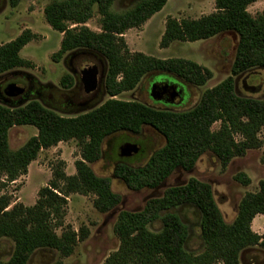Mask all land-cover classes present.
I'll return each mask as SVG.
<instances>
[{
	"label": "trees",
	"instance_id": "trees-1",
	"mask_svg": "<svg viewBox=\"0 0 264 264\" xmlns=\"http://www.w3.org/2000/svg\"><path fill=\"white\" fill-rule=\"evenodd\" d=\"M7 1L15 8L22 0ZM116 1H52L43 9L46 23L62 35L52 61L58 62L63 55L80 50L104 59L106 101L71 117H64L37 100L14 107L0 104V175L5 178L0 182V190L26 175L28 166L42 150L74 140L80 152V159L74 162L75 173L66 175L64 162H59L49 184L39 189L32 206L11 205L10 196L0 195V240L13 243L9 259L0 260V264H29L37 252H55L58 258L50 264H63L62 258L72 255L76 245L89 235L86 227L76 232L64 225L66 198L70 194L94 196L92 205L100 213L119 205L121 197L112 191L110 179L97 176L90 166L101 158L102 144L112 135H137L149 127L164 139V145L144 165L115 166L114 177L136 191L156 189L177 169L190 171L206 152H211L225 168L232 159L262 145L259 134L264 130V100L239 96L235 90L236 77L253 69H264V9L254 17L247 11L259 0H214L215 11L198 19H166L161 49L173 42L207 40L228 32L238 38L231 75L204 90L195 106L179 112L115 99L134 90L152 72L173 75L198 88L212 77L210 70L193 61L158 59L128 49L125 32L140 28L168 0H138L119 13L112 11ZM94 7L99 15L100 32L85 26L93 17ZM36 38L35 33L26 29L14 40L0 45V76L16 68L33 67L20 56V51ZM59 84L70 89L74 79L65 74ZM215 123L220 126L212 131ZM21 126H32L37 134L12 150L9 131ZM235 180L244 185L250 183L243 173L237 174ZM179 207H192L198 213L201 243L198 252L187 248L189 230L175 212ZM257 215L264 216V180L259 182L257 192L242 197L235 219L227 223L211 186L190 178L182 186L167 188L161 197L147 200L140 211L119 212L113 225L119 246L103 264H241L243 252L264 253V235L251 229ZM157 221L161 227L152 231L150 226Z\"/></svg>",
	"mask_w": 264,
	"mask_h": 264
},
{
	"label": "rangeland",
	"instance_id": "rangeland-1",
	"mask_svg": "<svg viewBox=\"0 0 264 264\" xmlns=\"http://www.w3.org/2000/svg\"><path fill=\"white\" fill-rule=\"evenodd\" d=\"M52 1L62 0H22L15 8H11L7 0H0V45L14 40L26 29L37 35L36 40L29 42L20 51V56L29 60L33 67L16 68L11 73L8 72L9 74L0 76V104L8 107L16 106L5 101L7 96L2 93V86L10 81L25 84L28 80L43 88L45 93L40 98L30 96V94L24 98L23 104L28 100H37L44 107L62 116L71 117L99 106L108 99V96L102 87L101 94L93 103L86 106L79 104L75 108L68 107L69 103L65 102L66 95H76L72 104L81 103L88 100L89 97L84 96L83 92V94L75 93L77 89H63L59 84L61 77L65 74L71 75L73 68L80 70L81 64L84 62L94 64L95 68L101 66L99 60L105 66L106 63L98 55L84 50L63 55L58 62L52 61L51 56L59 50L62 37L60 33L50 28L44 18L43 9ZM137 1L117 0L112 6V11L123 12ZM263 9L264 0H259L251 4L247 11L254 17ZM214 11V0H168L165 6L140 28L130 29L123 35L131 52H140L158 59L181 58L207 68L212 73V77L203 87L191 86L169 74L152 72L147 74L134 90L121 93L115 99L138 101L162 110L185 111L197 104L204 90L216 86L230 76L238 42L234 33H223L207 40L194 42H173L165 49L159 47L168 17L177 20L198 19ZM93 12V17L87 21L85 26L94 32H100L99 15L95 7ZM14 73L16 74L14 75ZM235 81L237 95L264 100V69L245 72L236 77ZM152 82L160 83L165 87H178L183 90L184 100L181 101V104L174 106L155 103L149 96ZM172 100L178 103L176 95L172 97ZM219 126V123H215L211 130L216 131ZM36 134L37 130L32 126L14 127L9 131V147L16 150ZM118 137L138 140L139 150L146 149L148 151L151 149L144 160L124 161L131 167L144 165L148 157L164 145V139L149 127H144L142 134L136 137L128 133H117L103 142V157L90 166L97 176L110 179L111 189L120 195L121 202L112 211L100 213L92 205L94 198L92 195L70 194L66 198L64 225H69L76 232L81 227H86L89 230V235L76 245L72 255L62 258L63 264H103L109 254L119 246L113 233V225L119 212L140 211L147 200L161 197L167 188L182 186L190 178L206 182L211 186L216 204L227 223H231L235 219L242 197L246 193L257 192L259 182L264 180V130L259 134L262 142L260 148L249 150L243 157L232 159L225 168H222L218 159L211 152H206L190 171L177 169L156 189L137 191L129 189L121 180L114 177L115 165L120 163L116 148L122 143V139L119 141ZM78 159H80L79 147L74 140L60 142L54 147L42 150L36 160L28 166L27 174L19 177L15 182L7 183L0 190V195L10 196L11 205L21 203L25 206H32L37 200L39 189L49 184L52 172L59 162H64L63 170L66 175H73L75 173L74 162ZM239 173L245 174L250 179L248 185L235 180V176ZM4 179L0 175V182ZM175 212L188 227L190 237L187 248L193 252L200 251L198 213L192 207H179ZM160 227L161 223L157 221L150 226V229L157 231ZM251 229L259 235H264L263 215L255 216L251 223ZM56 232L60 234L61 230L57 229ZM12 250L13 243L11 241L0 240L1 261H7ZM57 258L58 255L55 252H37L30 259L29 264H50ZM240 260L241 264H264V253L249 250L242 253Z\"/></svg>",
	"mask_w": 264,
	"mask_h": 264
},
{
	"label": "flooded vegetation",
	"instance_id": "flooded-vegetation-1",
	"mask_svg": "<svg viewBox=\"0 0 264 264\" xmlns=\"http://www.w3.org/2000/svg\"><path fill=\"white\" fill-rule=\"evenodd\" d=\"M99 62L101 64L99 68H95L94 64L90 62H84L81 64L80 70H76L75 68L71 69V76L74 79V84L72 88L77 89L75 93L77 92L79 94L83 92L84 96L89 97V99L84 100L81 103L72 104L74 102L73 99L76 97V95L75 96L66 95L65 102L69 103V105L72 104L71 106L67 105L68 107L75 108V106L79 104L86 106L87 104L93 103L98 98V96L101 94L102 87L104 88V78H105L106 66L105 64H102L100 60ZM7 74L9 73H6L2 76H5ZM15 74L16 73H14V75ZM152 85L155 86L154 95L156 96V99L151 97L150 91H149V96L153 99L155 103L162 104L163 106H174L176 104H181L182 103L181 101L184 100L185 98V95L183 94V90L178 89V87H172V86L165 87L160 83L152 82L150 85V89ZM43 90H44L43 88L36 86L33 81L30 82L28 80L25 82V84L10 81V82H7L4 86H2V93L7 96L5 101L6 102L9 101L8 103L14 104L16 106L22 105L23 100H25L24 98L30 94H31L30 96L40 98L45 93V90L44 91ZM175 95H176V98L178 99V103H175L172 100V97ZM142 132H143V129L141 130L139 134L132 135V136H135V137L139 136L142 134ZM119 141H121L122 143H120L117 146L116 154L120 158V164H126L124 162L125 160H135V159L136 161L144 160L147 158L148 152L151 150V149L148 151L146 149L139 150L138 147L140 146V143H138V140L136 141L134 139L130 140L127 138L120 137ZM101 157H103V152H101Z\"/></svg>",
	"mask_w": 264,
	"mask_h": 264
},
{
	"label": "water",
	"instance_id": "water-1",
	"mask_svg": "<svg viewBox=\"0 0 264 264\" xmlns=\"http://www.w3.org/2000/svg\"><path fill=\"white\" fill-rule=\"evenodd\" d=\"M154 91H155V86L152 85L151 89H150V93H151V97L156 99V96L154 95Z\"/></svg>",
	"mask_w": 264,
	"mask_h": 264
}]
</instances>
